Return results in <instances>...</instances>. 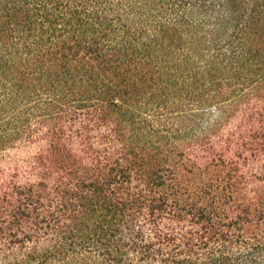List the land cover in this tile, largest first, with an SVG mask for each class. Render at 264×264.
Here are the masks:
<instances>
[{"label":"trees","instance_id":"1","mask_svg":"<svg viewBox=\"0 0 264 264\" xmlns=\"http://www.w3.org/2000/svg\"><path fill=\"white\" fill-rule=\"evenodd\" d=\"M0 264H264V0H0Z\"/></svg>","mask_w":264,"mask_h":264}]
</instances>
